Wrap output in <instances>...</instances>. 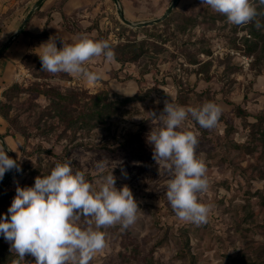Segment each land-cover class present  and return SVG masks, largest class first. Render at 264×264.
I'll use <instances>...</instances> for the list:
<instances>
[{"label":"rangeland","instance_id":"374dc122","mask_svg":"<svg viewBox=\"0 0 264 264\" xmlns=\"http://www.w3.org/2000/svg\"><path fill=\"white\" fill-rule=\"evenodd\" d=\"M36 1L0 0V47L19 28ZM253 4L258 7L259 0H253ZM178 8L183 9L182 14L198 17V24L183 36L177 24L161 28L156 33L167 39L166 44L149 39L147 33L134 36L124 32L112 20L108 25L110 37L121 43L134 38L147 40L151 49L159 47V54L151 64L128 65L122 71L101 60L92 61L88 67L95 71L96 66H101L104 74L95 85L65 73L53 76L41 69L34 75L21 63L19 71L24 75L11 85L26 89L38 83L40 90L55 88L89 94L112 90L129 98L138 93L143 100L122 107L115 118L103 125L65 135L63 125L51 112L48 96L36 88L16 96L11 102L12 114L27 127V151L41 144L54 156L42 152L36 160L39 171L13 175L4 188L7 196L0 198V218L8 215L17 186L31 187L36 177L50 174L56 163L68 162L93 183L113 169L117 189L127 185L141 210L136 222L126 230H121L120 225L103 229L107 246L90 264H239L242 255L258 259V263L264 259V206L260 199L264 195V152L259 144H252L253 152H249V131L234 112L240 105L252 115L251 122L254 115L264 113V28L257 27L260 40L250 33L249 24H230L201 0L180 1ZM72 24L79 28L75 21ZM251 43H259L260 49L249 56ZM145 68L149 72L140 75ZM114 73L117 78L112 77ZM109 98L117 100L112 94ZM165 100L184 107H199L211 101L222 108L213 129L200 127L191 117L183 127L197 134L196 155L207 166L209 188L198 194L200 202L212 205L206 224L197 226L179 220L165 196L171 175L163 163L159 166L153 159V146L147 140L151 130L161 126L152 113L158 116ZM7 138L14 158L23 161L19 146L25 143L24 138L19 134ZM65 149L69 150L66 155ZM101 160L107 164L103 170L97 167ZM0 240L7 245L0 252V264H12L16 254L9 251L3 236ZM25 261L30 262L26 257Z\"/></svg>","mask_w":264,"mask_h":264},{"label":"clouds","instance_id":"9594fccd","mask_svg":"<svg viewBox=\"0 0 264 264\" xmlns=\"http://www.w3.org/2000/svg\"><path fill=\"white\" fill-rule=\"evenodd\" d=\"M201 3L224 15L230 24L244 26L256 21L260 27L256 20L260 13L253 0ZM259 4L264 5V0ZM61 42L58 48L56 39L50 37L38 47L40 71L53 76L65 73L95 85L104 74L88 65L99 57L107 62L115 60L107 40L84 35L71 44ZM221 113V106L211 101L199 107H184L171 100L164 101L158 116L152 113L161 126L152 129L147 140L153 146V159L159 166L163 163L171 175L165 196L179 220L197 226L208 222L212 210V205L200 202L198 197L209 188L207 166L196 155L197 134L183 127L191 117L200 127L213 129ZM106 166L104 160L97 162L101 170ZM12 169L21 171L17 160L9 157L0 143V180ZM115 184L113 169L93 183L83 171H74L65 162L56 163L50 174L36 177L31 187L17 186L8 215L0 218V236L17 257L12 264H32L25 261L26 256L34 257V264H90L107 246L103 229L120 225L126 230L141 211L130 188L125 185L117 189Z\"/></svg>","mask_w":264,"mask_h":264},{"label":"trees","instance_id":"16d2710c","mask_svg":"<svg viewBox=\"0 0 264 264\" xmlns=\"http://www.w3.org/2000/svg\"><path fill=\"white\" fill-rule=\"evenodd\" d=\"M180 3V0H179ZM178 3V5H179ZM177 7L173 10L172 14L169 16L167 20L162 22L159 25L153 26V27H147L143 29H131L129 27L124 26L117 18H113L111 20L115 21L117 25L124 31V32H130L132 35L136 36L139 33H147L149 39H155L156 43L160 44H166L167 39H162V35L157 34L156 32L160 30L161 28H167L169 26H173L174 24H177V29L179 33L183 36L186 35V32L188 29L193 28L197 26L198 24V17H194L187 14H182L183 9H179ZM258 10V13H260L256 20L259 21L260 25L264 28V5H259L256 7ZM40 9L36 12L38 14ZM64 26L66 29L70 30V27L68 25L67 20H64ZM250 33L261 40L262 36L260 35V30L257 29L256 21H253L249 23ZM28 27H26L22 35H25L27 37L31 38H41L46 35L45 32H43L40 35H32L27 31ZM94 29L98 31V38L97 40H107L113 51L115 52V62L120 65L119 71L124 70L128 65L133 64H146L153 62L157 59V56L159 54V47L157 45H154V49H151L148 46L147 40H140L137 41V39H130L127 40L125 43L117 42L113 43L109 39V31H100L99 30V24L98 22H95L91 29H89L90 32H92ZM73 30V29H72ZM189 31V30H188ZM163 32L160 31V34ZM259 42V41H258ZM152 46V44H151ZM260 49L259 43H251V45L248 48L247 54L250 56L252 54H255ZM161 53V52H160ZM259 59V58H258ZM22 63L24 66L28 69L33 71L34 75H37L38 71L41 69V61L39 59V56L35 54L33 51H30L27 53ZM148 69H144L140 72V75L144 76L146 73H148ZM113 78H117V74L112 75ZM38 83H33L28 88H23L20 85H11L7 87L3 93H2V100L0 102V117L7 123V130L2 136L4 138L7 137H15L16 134L21 135L25 143L23 145L19 146V149L21 151L23 161H17L21 171L15 170L14 176H19L23 174L26 171L30 170H40V167L38 166L36 160L39 158V156L43 153L54 156V153L51 149H43V146L40 144L37 147H35L32 151H27V145L29 144V133L27 131V127H25L19 120L18 117L14 116L12 114V106L11 102L12 100L19 95L25 94L26 92L33 91L35 88L37 91L41 92L43 95H46L50 98L51 104L50 108L52 109V113L54 114V117L58 119V121L63 125L65 135L68 132L78 130V129H87V128H93L95 126H100L105 124L107 121L112 120L115 118L118 114V111L122 108L127 106L129 103L143 100L140 95L137 93L133 98L129 97H123L119 96L116 93H114L112 90L107 91H101L96 94H89L87 91H66L62 92L55 88H47L40 90L38 88ZM109 94H112L114 97L117 98L115 102L111 101L109 98ZM82 109L81 111L77 112V109ZM78 113L76 116H73V113ZM234 112L236 115L243 120L244 127L248 129L249 131V145L247 149L249 152H253V149L251 148L252 144H259L264 152V113L254 115V121H249V117L252 115L243 109L240 105H236ZM43 114H45L43 112ZM38 128V124L35 126ZM53 127V126H50ZM50 133H48L49 135ZM60 138V135L58 136V139ZM65 155L68 154L69 150L65 149ZM263 154V153H262ZM264 155V154H263ZM16 160V159H15ZM65 158H61L60 161H64ZM11 179V178H10ZM9 179V180H10ZM9 180L4 182L0 186V198L6 197L7 193L4 191V188L8 185ZM261 204L264 206V195H261ZM3 240H0V252L7 249V245L2 242ZM27 259L30 260V262H33V257L26 256ZM258 259H250L245 256H240V259L238 260L239 264H264V259H261V262L258 263Z\"/></svg>","mask_w":264,"mask_h":264},{"label":"crops","instance_id":"0c3cea01","mask_svg":"<svg viewBox=\"0 0 264 264\" xmlns=\"http://www.w3.org/2000/svg\"><path fill=\"white\" fill-rule=\"evenodd\" d=\"M180 1L182 4L184 0ZM195 1L189 0V3H195ZM120 2L125 17L131 22L138 23L161 17L172 0H120ZM193 5L196 7L198 4ZM112 17L118 19L113 0H46L39 13H35L27 25V31L32 35L37 36L43 32L46 35L41 38H31L21 34L0 58V102L3 91L14 82L16 73L22 68L21 63L27 53L30 51L38 53L40 51L38 47L47 42L50 37L56 39L57 46L62 44L61 40L66 44H71L84 35L97 38L98 31L94 29L90 32L91 26L96 21L100 31H107ZM64 20H67L71 31L64 26ZM73 21L77 23L78 30L73 28ZM79 29L82 34H79ZM98 60L115 70L120 68V65L115 61L107 62L103 57L96 58L93 62ZM95 69L101 70V66H96ZM6 130V122L0 117V135L4 134Z\"/></svg>","mask_w":264,"mask_h":264},{"label":"water","instance_id":"95a60500","mask_svg":"<svg viewBox=\"0 0 264 264\" xmlns=\"http://www.w3.org/2000/svg\"><path fill=\"white\" fill-rule=\"evenodd\" d=\"M45 1L46 0H37L36 1V3L33 5L31 10L29 11L27 16L25 17V19L23 20V22L19 26V28L0 47V58L5 53V51L9 48V46L12 44V42L18 36H20L22 34L23 30L27 27V25L29 24V22L31 21V19L33 18L35 13L42 7V5ZM113 2H114V5L116 7V14H117L118 20L124 26L129 27L131 29H143V28L153 27V26L159 25L162 22H164L165 20H167L169 18V16L172 14L173 10L177 7L179 0H172L171 4L169 5L167 10L165 11V13L161 17L154 19V20H150V21H146V22H138V23L137 22H131L125 17L120 0H113ZM0 142L3 143V146L5 147V150L7 152V155H9V157H11L12 159L15 160L14 155L11 153V151H10V149L6 143V140L2 135H0ZM15 170L16 169H12L4 175L3 179L0 180V186L4 182H6L7 180H9L10 178L13 177Z\"/></svg>","mask_w":264,"mask_h":264},{"label":"built area","instance_id":"2783aa9c","mask_svg":"<svg viewBox=\"0 0 264 264\" xmlns=\"http://www.w3.org/2000/svg\"><path fill=\"white\" fill-rule=\"evenodd\" d=\"M116 30H118V29H116ZM111 35V34H110ZM112 36V35H111ZM110 37V36H109ZM110 40L113 42V43H117V42H119V39H114V38H112V37H110ZM121 41H123V40H121ZM247 60H248V62H249V60L251 61V59H249V58H247ZM24 75V73L23 72H17L16 73V76H15V80L16 81H19L21 78H22V76Z\"/></svg>","mask_w":264,"mask_h":264}]
</instances>
